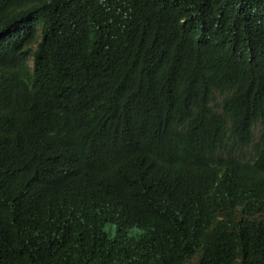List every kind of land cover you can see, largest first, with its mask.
Masks as SVG:
<instances>
[{
    "label": "trees",
    "instance_id": "trees-1",
    "mask_svg": "<svg viewBox=\"0 0 264 264\" xmlns=\"http://www.w3.org/2000/svg\"><path fill=\"white\" fill-rule=\"evenodd\" d=\"M0 264H264V0H0Z\"/></svg>",
    "mask_w": 264,
    "mask_h": 264
},
{
    "label": "rangeland",
    "instance_id": "rangeland-1",
    "mask_svg": "<svg viewBox=\"0 0 264 264\" xmlns=\"http://www.w3.org/2000/svg\"><path fill=\"white\" fill-rule=\"evenodd\" d=\"M256 132H257V133L259 132V129H258V127L256 128Z\"/></svg>",
    "mask_w": 264,
    "mask_h": 264
}]
</instances>
